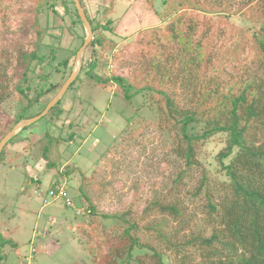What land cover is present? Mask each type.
Here are the masks:
<instances>
[{
  "label": "trees",
  "instance_id": "16d2710c",
  "mask_svg": "<svg viewBox=\"0 0 264 264\" xmlns=\"http://www.w3.org/2000/svg\"><path fill=\"white\" fill-rule=\"evenodd\" d=\"M58 1L67 14V1L72 4L71 17L85 32L73 0H0V140L17 122L38 114L42 109L35 113L32 107L49 91L56 94L67 79H62L61 72L71 69V60L79 48L62 46L61 36L48 34L40 20L49 8L57 10ZM79 1L92 30L87 47L90 50L88 54L85 50L87 55L83 54L75 79L42 118L53 121L63 113V101L70 92L75 94L80 71L86 66L89 78L104 86L115 84L117 92L126 101L130 102L142 90L146 93L144 95L149 102L156 104L160 120L158 126L163 128L162 135H165L172 155L181 159L187 169L197 164V155L205 142L216 134H224L223 145L215 155L223 178L214 184L206 174H202L201 184L190 194L191 197H205L203 225L210 228L209 233L200 227L196 231L187 228V223L193 222L188 208L164 205L157 198L147 203L134 217L130 213L132 206L115 217L99 211L105 193L114 187V176L131 167L130 147H141V130L126 131L130 146L121 152L119 160L111 162L109 171L93 170L89 176L80 173L75 196L85 204L83 213L87 225L92 227L88 235L97 243L78 240L91 254V264H264V86L245 78L248 73L243 67L234 72L237 79L229 88L231 93H222L214 77L198 90L197 83H191L189 72L204 59L198 52L199 42L192 48H181L175 56L168 53L166 57H155L146 52L126 58L121 54L120 67H131L127 68V76H97L94 72L96 58L99 49L105 46L103 29H113L114 26L109 15L115 0H109L107 5L100 7L94 17L89 16L83 0ZM168 1L165 0L167 5L162 13L167 21L150 28L151 34L155 35L154 38L148 37L152 46L162 51L166 48L165 43L176 44L178 40L188 43L193 36L207 32V27L199 32L197 20L183 18L186 10L194 8L193 4H187V0H175V6L171 7ZM232 3V0H208L207 6L223 10L225 14L231 10ZM253 5L249 12L244 8V15L252 18L255 25L262 24L253 35L256 50L264 59V0H255L248 7ZM176 12L178 16L170 18ZM14 21L16 23L12 27ZM184 28L186 32L183 33L181 30ZM145 30L141 31L146 33ZM176 59L181 64L179 69L174 67ZM55 74H59L58 77ZM177 74L181 76H173ZM53 77L55 80H51ZM178 83L183 87L181 93L184 95L193 91V98H189L191 106L179 104L180 98L173 88ZM218 93L220 95H216ZM213 96H218L217 102L207 105ZM4 103L14 104L12 118L2 117ZM71 127L72 124H68L65 133L62 129L56 134L45 130L37 140L39 156L45 159L46 169L52 171L49 186L66 180V176L74 172L75 168L68 164L60 171L57 163L59 146L66 144L68 147L75 136ZM19 133L20 130L0 151V166L6 165L7 146L22 139ZM140 153L139 150L137 155ZM27 178L26 182H39L37 172ZM176 179L173 184L178 182ZM4 208L2 206L0 211ZM159 214H162L160 218ZM105 218H110L111 222L106 224ZM115 219H120L123 224H118ZM6 232L9 233L10 229ZM18 247L16 241L0 232V264L7 263L10 254ZM23 258L18 256L15 264L25 263Z\"/></svg>",
  "mask_w": 264,
  "mask_h": 264
},
{
  "label": "rangeland",
  "instance_id": "374dc122",
  "mask_svg": "<svg viewBox=\"0 0 264 264\" xmlns=\"http://www.w3.org/2000/svg\"><path fill=\"white\" fill-rule=\"evenodd\" d=\"M149 1L115 0L113 11L109 15L114 26L113 29L110 27L103 29L105 46L99 49L96 58L94 72L97 76L110 77L112 74L127 76L129 74L127 68L131 67L123 69L120 67L121 54L126 58L146 52L155 57L156 55L166 57L168 53L175 56L181 48H192L199 42L198 52L204 59L189 72L191 83H197L198 90L214 77L213 80L222 93H231L229 88L237 79L234 74L243 67L247 68L248 73L245 78L248 77L250 81H257L261 87L264 86V59L256 50L253 35L262 24L255 25L251 21L252 18H246L244 15V8L249 12V8L253 9L254 5L248 6L254 4L255 0H232L231 10L225 14L223 10L210 9L207 6L208 0H187V4H193L194 8L186 10L183 18L197 20L199 32L205 27L207 32L205 35L193 36L188 43L179 40L176 44L165 43L166 48L163 51L159 50V47L158 50L155 49L148 41V37L154 38L155 35L151 34L150 28L167 21V18L162 16L167 3L165 0ZM174 1H168L171 7L175 6ZM67 2L68 14L58 1L57 10L52 11L49 8L47 14L42 15L40 20L48 34L61 36L62 46L70 49L80 48L85 32L80 23L71 17L73 6ZM83 2L89 16L94 17L99 8L107 5L109 0ZM178 14L176 12L170 18H176ZM15 23L16 21L12 22V27ZM144 29L146 33L141 31ZM181 32H186V29ZM87 47L88 44L83 50L84 55L89 53L90 49ZM174 64V67L179 69L181 65L179 59H176ZM71 65L70 70L67 68L61 72L63 80L70 75L75 66V58L71 60ZM109 65H112V68H109ZM86 69L85 66L80 71L75 94L72 95L70 92L64 99V111L58 118L53 121L42 118L28 124L20 130L19 136L22 139L7 146L6 165L0 166V209L5 206V210L0 211V232L11 237L19 247L16 252L10 254L5 264H15L18 262V256H27L29 246L34 252L36 246L37 264L92 263L91 254L78 240L80 238L97 243V240H91L88 235L92 227L87 225L83 213L85 204L75 196L80 173L89 176L93 170L109 171L111 162L119 160L121 152L126 146H130L129 140L125 137L126 131L133 133L141 130L143 133L139 134L142 137V145L138 148L135 145L130 147L131 167L121 170L114 176V187L105 193L99 211L115 217L132 206L130 213L134 217L138 216V212H141L147 203L157 198L164 205L188 208V213L193 216V222L187 223L190 231H196L200 227L210 232V228L203 225L205 197L201 195L191 197L190 194L198 189L202 182V174H206L207 179L214 184L223 178L215 155L223 145L224 134H216L205 142L197 155V164L187 169L181 159L172 155L168 141L165 135H162L163 128L161 125L158 126L160 120L156 104L149 102L143 90L136 93L130 102L126 101L117 92L115 84L104 86L96 83L87 76ZM220 70L223 73L220 74ZM58 75L55 74L57 77ZM179 75L173 76L177 78ZM51 80H55V77ZM173 88L180 98L179 104L191 106L189 98H193V91L184 95L181 93L183 87H179V83ZM54 95V91H49L42 96L32 107V112L43 110L44 103H48ZM217 98L218 96H213L207 105H214ZM69 108L71 111H66ZM2 109L3 118H12L15 111L13 103H4ZM70 123L75 136L68 147L66 144L59 146L57 163L60 171H63L65 164L75 168L70 176H66L65 187L79 207V213L60 199L51 200L48 204L43 203L44 193L47 192L50 181L52 182V171L46 169L45 159L39 156L40 144L37 140L44 135L45 130L56 134L62 129V133H65ZM139 150L141 153L137 155ZM36 172L38 184L26 182V178L35 175ZM175 178L178 182L173 184ZM161 216L162 214H159L158 218ZM115 221L123 224L120 219ZM104 222L108 224L111 219L105 218ZM8 229L9 233L6 232ZM163 258L166 260L165 256Z\"/></svg>",
  "mask_w": 264,
  "mask_h": 264
},
{
  "label": "water",
  "instance_id": "95a60500",
  "mask_svg": "<svg viewBox=\"0 0 264 264\" xmlns=\"http://www.w3.org/2000/svg\"><path fill=\"white\" fill-rule=\"evenodd\" d=\"M75 8L77 10V13L81 19V21L83 22L84 25V30H85V37H84V41L82 46L77 50L76 55H75V66L73 67V69L71 70L70 75L67 77V79L65 80V82L60 86V88L58 89V91L56 92V94L53 96V98L46 104V106L43 108V110L41 112H39L38 114L26 118V119H22L19 122H17L12 128L11 130H9L0 140V151L2 150V148L4 147V145L7 143V141L17 132H19V130H21L22 128H24L25 126H27L28 124L37 121L38 119L42 118L47 112L48 110L61 98V96L63 95V93L66 91V89L68 88V86L72 83V81L75 79L78 70L80 68V60L82 58L83 55V50L86 47V45L90 42L91 38H92V30L90 27V24L87 20L86 14L84 12V9L81 6V3L79 0H73Z\"/></svg>",
  "mask_w": 264,
  "mask_h": 264
},
{
  "label": "built area",
  "instance_id": "2783aa9c",
  "mask_svg": "<svg viewBox=\"0 0 264 264\" xmlns=\"http://www.w3.org/2000/svg\"><path fill=\"white\" fill-rule=\"evenodd\" d=\"M109 68H112V65H109ZM65 184H66L65 179H62L59 183L55 184L53 187L48 188L45 197L43 199V203L48 204L51 200L60 199L64 201V203L67 206L75 209L76 213H79L80 212L78 211L79 207L76 205L74 199L69 195L68 190L65 187ZM33 252H34L33 249L30 250L29 254L24 258L25 263H21V264H34Z\"/></svg>",
  "mask_w": 264,
  "mask_h": 264
},
{
  "label": "crops",
  "instance_id": "0c3cea01",
  "mask_svg": "<svg viewBox=\"0 0 264 264\" xmlns=\"http://www.w3.org/2000/svg\"><path fill=\"white\" fill-rule=\"evenodd\" d=\"M50 183H51V181H50ZM37 184H38V183H37ZM31 244H32V243H31ZM31 244H30V245H31ZM34 246H35V245H34ZM30 248H31V247L29 246V249H28V250H30ZM35 254H37L36 246H35V252H34V255H35ZM24 255H25V254H24ZM21 257H23V256H21ZM36 260H37L36 262H38V257L36 258ZM39 260H41V259L39 258ZM41 263H43V262L41 261Z\"/></svg>",
  "mask_w": 264,
  "mask_h": 264
},
{
  "label": "clouds",
  "instance_id": "9594fccd",
  "mask_svg": "<svg viewBox=\"0 0 264 264\" xmlns=\"http://www.w3.org/2000/svg\"><path fill=\"white\" fill-rule=\"evenodd\" d=\"M54 186V185H53ZM53 186H48V188H50V187H53ZM46 193H44V195H45ZM30 251V250H29ZM26 257V256H25ZM24 257V258H25ZM24 258L22 259V260H24ZM33 259H34V264H37V260H36V258H35V255H34V252H33Z\"/></svg>",
  "mask_w": 264,
  "mask_h": 264
}]
</instances>
